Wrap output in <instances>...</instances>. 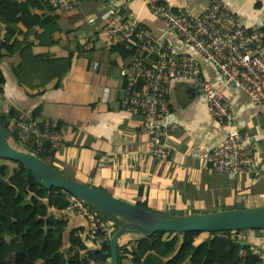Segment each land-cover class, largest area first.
Returning <instances> with one entry per match:
<instances>
[{
	"label": "crops",
	"instance_id": "1",
	"mask_svg": "<svg viewBox=\"0 0 264 264\" xmlns=\"http://www.w3.org/2000/svg\"><path fill=\"white\" fill-rule=\"evenodd\" d=\"M163 1L172 8L189 7L195 14H200L209 2ZM222 1L247 28L264 26V0ZM113 5L120 14L137 19L155 36L164 38L174 52L190 54L197 59L202 76L224 92L237 117L236 127L248 132L257 155L254 170L235 178L210 170L208 153L224 140L226 129L209 115L199 88L186 82L173 83L168 90L171 110L166 121L171 133L167 156L156 159L148 153V136L143 132L144 116L124 110L119 102L122 96L119 70L130 57L122 58L112 53L103 37L87 43L86 37L100 32L103 27L88 24L87 17L99 16L106 10V0H84L76 9L57 12L60 32L53 36L58 43L42 45L37 42L33 31L40 33L38 27L30 29L27 37L21 33L10 39L12 42L26 38L18 49L23 67L14 72L11 56L0 51V68L5 78L1 85L0 109L37 111L39 120H56L65 144L55 150L54 166L66 178L102 188L117 198L131 203L138 199L167 215L222 210L236 205H264V103H255L244 90H234L225 84L218 69L192 45L184 43L144 0H114ZM13 14L11 8L0 3V16L11 20ZM2 35L5 39L4 24L0 21ZM71 41L83 43L84 51H74L70 60L68 46ZM95 62L97 67H94ZM107 80L111 87L107 101H102ZM196 150L200 156L193 155ZM3 163L9 164L8 161ZM140 187L142 193H139ZM49 210L66 218L68 232H73L77 239L85 238L88 224L83 215L69 206L62 211ZM107 218H102L104 235L110 238L118 224ZM240 235L237 242L249 244L264 261V243L256 234L247 231ZM136 236L125 233L118 243L126 245L124 249L127 250ZM207 236L206 232H199L191 237L198 243ZM86 244L93 246L89 240ZM4 251L6 256L8 251Z\"/></svg>",
	"mask_w": 264,
	"mask_h": 264
},
{
	"label": "built area",
	"instance_id": "2",
	"mask_svg": "<svg viewBox=\"0 0 264 264\" xmlns=\"http://www.w3.org/2000/svg\"><path fill=\"white\" fill-rule=\"evenodd\" d=\"M45 1L53 13H59L76 9L84 0ZM144 1L184 43L192 45L218 69L225 84L234 90H244L255 103H264V26L247 28L222 0H209L200 14L186 6L172 8L163 0ZM106 2V10L99 16L87 17L88 24L103 26L100 32L86 37L87 43L103 37L110 46L121 43L135 51L119 70L122 80L119 102L124 110L144 116L143 132L148 136V153L156 159L167 156L171 133L166 121L171 110L168 90L173 83L186 82L199 88L209 115L226 129L224 140L208 153L210 170L230 178L254 170L257 155L248 132L236 127L237 117L224 92L202 76L197 59L190 54L174 52L164 38L155 36L147 26L127 14H120L113 5L114 0ZM94 67H97L96 62ZM110 87L107 80L102 101H107ZM8 133L31 152L55 151L65 144L56 120H39L32 112L17 111ZM193 155L200 156L199 150ZM68 199L69 207L87 220L88 240L97 242V231L100 229L102 235L105 231L99 210L69 194ZM217 235L226 237L221 232ZM241 237L238 235L237 239ZM257 239L264 243V231ZM91 264H110V260Z\"/></svg>",
	"mask_w": 264,
	"mask_h": 264
},
{
	"label": "trees",
	"instance_id": "3",
	"mask_svg": "<svg viewBox=\"0 0 264 264\" xmlns=\"http://www.w3.org/2000/svg\"><path fill=\"white\" fill-rule=\"evenodd\" d=\"M0 3H5L14 12L11 20L0 16L5 37L0 40V51L11 56L12 70L17 72L23 67L18 49L26 38L12 42L10 39L21 33L26 36L30 29L38 27L40 33L33 31L34 37L38 38L37 42L42 45L58 43L59 40L53 35L60 32L59 16L51 11L45 0H0ZM110 50L122 58L130 57L135 52L121 43H115ZM68 51L71 60L74 51H84V44L71 41ZM4 81L0 68V98ZM36 112L33 111L32 114L37 116ZM16 116L17 111L13 109H0V120L8 138L12 137L8 133L10 120ZM25 150L30 151L27 148ZM54 152L46 150L34 154L47 161L56 176L66 178L53 164ZM4 161L11 162L13 166L0 163V259L5 256L4 250L8 251L0 264H91L93 261L104 262L109 258V238L104 233L102 235L100 229L97 231L99 240L94 241L92 247L87 246V235L84 239H77L73 232H68L66 218L49 210L67 209L70 204L67 192L54 186H41L33 173L18 161L9 158ZM139 193H142V187ZM133 203L155 211L138 199ZM247 231L257 236L264 229L204 231L208 236L198 243H194L191 236L200 231L177 233L162 230L149 236H136L127 250L124 249L126 245L118 243L119 264H183L185 261L190 264H264L249 244L237 242L238 235ZM218 232L226 237L217 235Z\"/></svg>",
	"mask_w": 264,
	"mask_h": 264
},
{
	"label": "water",
	"instance_id": "4",
	"mask_svg": "<svg viewBox=\"0 0 264 264\" xmlns=\"http://www.w3.org/2000/svg\"><path fill=\"white\" fill-rule=\"evenodd\" d=\"M0 157L22 163L43 187L62 189L85 201L118 224L109 238L110 264H119L118 240L125 233L149 236L156 231H228L264 229V205L233 207L222 210L167 215L117 198L84 182L58 177L52 166L30 151L11 145L0 120ZM213 237V235L211 236Z\"/></svg>",
	"mask_w": 264,
	"mask_h": 264
},
{
	"label": "rangeland",
	"instance_id": "5",
	"mask_svg": "<svg viewBox=\"0 0 264 264\" xmlns=\"http://www.w3.org/2000/svg\"><path fill=\"white\" fill-rule=\"evenodd\" d=\"M7 139L9 140V142L11 143V145H13L14 147H17V148H19V149L25 150L24 146H22L21 144H19L18 142H16L15 139H13L12 137H10V138L7 137ZM4 159H5V158H4ZM4 159H0V163H2V162L4 161ZM8 163H9L10 166H13L11 162H8ZM98 215H99V217H101V218H104V219L107 218V216H105V215H104L103 213H101L100 211H98ZM106 220H109V219L107 218ZM105 223H107V221H105ZM106 225H107V224H106ZM200 232H203V233H204V231H200ZM206 234H207V233H206ZM27 262H28V261H26V263H27Z\"/></svg>",
	"mask_w": 264,
	"mask_h": 264
}]
</instances>
